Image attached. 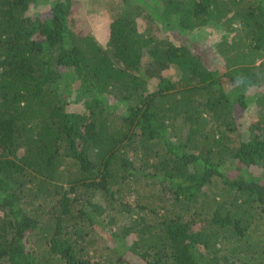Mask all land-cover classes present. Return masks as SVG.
Instances as JSON below:
<instances>
[{
  "label": "trees",
  "instance_id": "trees-1",
  "mask_svg": "<svg viewBox=\"0 0 264 264\" xmlns=\"http://www.w3.org/2000/svg\"><path fill=\"white\" fill-rule=\"evenodd\" d=\"M121 2L0 0V264H264V0Z\"/></svg>",
  "mask_w": 264,
  "mask_h": 264
},
{
  "label": "rangeland",
  "instance_id": "rangeland-1",
  "mask_svg": "<svg viewBox=\"0 0 264 264\" xmlns=\"http://www.w3.org/2000/svg\"><path fill=\"white\" fill-rule=\"evenodd\" d=\"M74 2L77 3L79 7V11L83 10L84 8L85 20H82V21L79 20L80 23L74 24L71 28L77 34H80V35L86 33L87 31H90V33H92L95 39L100 44H102L104 47H106L105 45L109 38V25L114 19V17L117 15V13L120 12L123 7L121 0H74ZM133 3L134 2L130 1L131 6H135V4ZM47 8H48V4H45L44 2L40 6L32 8V14L35 15L40 12H44V10H46ZM137 22H138L140 31L143 32L145 30V20L138 16ZM80 24H82L83 26ZM222 35H223V32L220 28H217V27L207 28V29L202 30L200 33H197V34L195 33L191 37L192 43L190 44L192 46L193 44H196V48L197 46H207V45L208 47L213 48L217 46L218 43H220ZM144 57L145 58L143 59V63L144 61L147 62L148 59H152L150 58L151 56L149 55H145ZM176 71L177 70L174 67H170V69L166 70L164 74L168 76L172 82H176L180 84L179 79H180L181 74L179 75ZM152 83L154 84L155 82L152 81ZM179 87L182 88L184 86L179 85ZM248 90L249 89L245 90V93L247 92L246 94L250 95L251 90L250 91ZM257 90H259V88ZM260 90L263 92L264 87L262 88L260 87ZM66 93L70 95V92H66ZM68 101H69L68 109L72 111L80 110L79 107L81 106V102L79 99L78 92H73ZM242 115H243V118L240 119V121H241L242 127L244 128L250 122L257 119L258 112H257L256 105L253 102H251ZM131 200L132 201L135 200L134 195L133 197H131ZM93 202H95L96 204L100 206H103V199L99 197L98 195H95Z\"/></svg>",
  "mask_w": 264,
  "mask_h": 264
},
{
  "label": "built area",
  "instance_id": "built-area-1",
  "mask_svg": "<svg viewBox=\"0 0 264 264\" xmlns=\"http://www.w3.org/2000/svg\"><path fill=\"white\" fill-rule=\"evenodd\" d=\"M262 62L264 63V58L262 59Z\"/></svg>",
  "mask_w": 264,
  "mask_h": 264
}]
</instances>
